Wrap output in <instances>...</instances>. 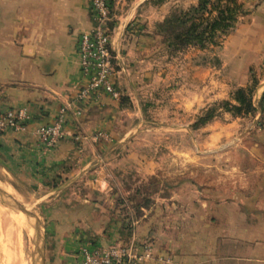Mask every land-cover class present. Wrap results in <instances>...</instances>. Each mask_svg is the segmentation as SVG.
<instances>
[{
  "label": "crops",
  "instance_id": "1",
  "mask_svg": "<svg viewBox=\"0 0 264 264\" xmlns=\"http://www.w3.org/2000/svg\"><path fill=\"white\" fill-rule=\"evenodd\" d=\"M142 1L117 0L112 8L113 16L122 19L112 38L119 81L130 73L123 38L132 36L135 25L144 27L139 22L152 23L144 12L131 21L147 5ZM242 2L245 12L231 40L239 51H256L263 63L264 0ZM164 6H159L158 20L165 16ZM93 25L90 0H0V112L26 106L33 114L28 130L0 131V165L11 181L41 200H65L69 187L87 180L95 193L104 189L107 200L115 201L107 177L101 175V162L111 153L113 140L121 142L130 132L118 129L128 111L123 104L104 97L82 105L81 114L70 108L66 135L51 150L34 133L74 100L82 83L79 38ZM117 85L121 93L132 89L124 82ZM98 131L112 141L97 138ZM254 134L262 140L251 149L260 156L248 163L229 198L220 196V188L215 199L209 198L186 183L182 192L141 207L133 223L118 218L104 226L95 204L91 226L81 236L100 240L102 233L112 236L107 239L135 241L143 255L140 264H264V130ZM74 193L78 201L91 202L89 194Z\"/></svg>",
  "mask_w": 264,
  "mask_h": 264
},
{
  "label": "rangeland",
  "instance_id": "2",
  "mask_svg": "<svg viewBox=\"0 0 264 264\" xmlns=\"http://www.w3.org/2000/svg\"><path fill=\"white\" fill-rule=\"evenodd\" d=\"M186 1L143 0L147 5L131 21L144 12L152 23L139 22L144 27L135 25L132 36L123 38L130 73L120 81L116 75L115 81L131 84L132 89L117 100L128 109L118 129L130 132L121 142L113 140L111 153L101 162V175L107 177L115 201L107 200L104 189L95 193L87 180L69 187L60 202L25 193L35 201L26 208L39 220L44 264H79L78 249L85 242L103 246L126 242L102 233L100 240L81 236L82 229L91 226L95 204L104 226L118 218L133 223L143 212L141 207L154 206L159 196L182 192L186 183L195 193L213 199L220 188L226 199L243 181L248 163L260 156L251 148L262 140L254 132L264 130V62L256 51H239L230 37L244 8L228 32H219L204 44L183 46L176 37L182 27L166 21L180 18L200 2ZM165 4V16L158 20L159 6ZM111 15L108 30L114 38L122 19ZM239 89H244L243 105L236 101ZM207 114L211 118L200 121ZM107 136L103 139L111 140ZM78 190L89 194L91 202L78 201L74 193ZM10 210L15 209L0 201V264H37L42 258L35 220H26V229L13 220Z\"/></svg>",
  "mask_w": 264,
  "mask_h": 264
},
{
  "label": "built area",
  "instance_id": "3",
  "mask_svg": "<svg viewBox=\"0 0 264 264\" xmlns=\"http://www.w3.org/2000/svg\"><path fill=\"white\" fill-rule=\"evenodd\" d=\"M115 1L90 0L94 25L81 33L78 42L82 83L74 100L62 106L52 122L34 129L40 144L47 150L53 149L66 135L70 108H74L75 114H81V106L85 103L98 102L104 97L113 100L121 98V91L115 81L118 52H113L112 36L108 30ZM32 122L33 114L26 106L0 112V131H26ZM95 136L105 138L106 133L98 131ZM79 255L80 264H140L143 258L135 241H121L108 246L85 242L79 247Z\"/></svg>",
  "mask_w": 264,
  "mask_h": 264
},
{
  "label": "trees",
  "instance_id": "4",
  "mask_svg": "<svg viewBox=\"0 0 264 264\" xmlns=\"http://www.w3.org/2000/svg\"><path fill=\"white\" fill-rule=\"evenodd\" d=\"M200 0L198 5L191 6L180 18L175 16L166 21V25L177 23L182 29L178 32L177 40L183 46L190 44H204L211 41L217 33L228 32L236 23L243 4L238 0ZM236 101L241 105L245 99L241 95L244 89H239ZM211 117L207 114L200 118L203 123Z\"/></svg>",
  "mask_w": 264,
  "mask_h": 264
},
{
  "label": "bare ground",
  "instance_id": "5",
  "mask_svg": "<svg viewBox=\"0 0 264 264\" xmlns=\"http://www.w3.org/2000/svg\"><path fill=\"white\" fill-rule=\"evenodd\" d=\"M5 169L0 165V187L2 189H4L5 191H7L9 194H11L12 196H14V198L22 205L25 207H32L33 203L35 201H33L32 199H30L25 193V191L23 189H21L18 185L16 186L15 184V188L13 186L12 181L10 180V178L6 175ZM18 187V190H17ZM33 209L36 211V213L39 212V209H37L36 207H33ZM10 213L13 217V220L15 222H17L18 225L24 227V228H29V225L27 223L28 218L26 216H24L21 212H18L16 210H10ZM25 217V218H24ZM27 220V221H26ZM12 229V227H10ZM33 232V229H32ZM20 242V241H19ZM2 251L3 254H7L6 252V247L2 245ZM17 258V257H16ZM9 260H7L8 262Z\"/></svg>",
  "mask_w": 264,
  "mask_h": 264
},
{
  "label": "water",
  "instance_id": "6",
  "mask_svg": "<svg viewBox=\"0 0 264 264\" xmlns=\"http://www.w3.org/2000/svg\"><path fill=\"white\" fill-rule=\"evenodd\" d=\"M0 201L5 203L6 205L12 207L13 209L23 213L29 220L34 219L33 227L36 231L37 239H38V253L39 257L42 258L41 261L39 262L37 260V264H44V250L43 247L40 244V239H41V230H40V224L37 216L29 209L26 207L22 206L12 195H10L7 191L2 189L0 187Z\"/></svg>",
  "mask_w": 264,
  "mask_h": 264
}]
</instances>
